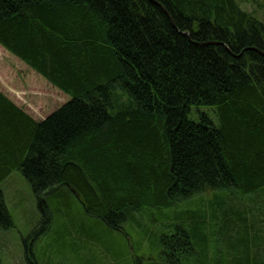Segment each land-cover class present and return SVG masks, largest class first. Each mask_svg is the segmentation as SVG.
I'll return each mask as SVG.
<instances>
[{"label": "trees", "instance_id": "1", "mask_svg": "<svg viewBox=\"0 0 264 264\" xmlns=\"http://www.w3.org/2000/svg\"><path fill=\"white\" fill-rule=\"evenodd\" d=\"M0 45L67 97L36 119L0 90V184L30 183L33 236L65 226L74 197L126 238L149 219L133 264H264L247 218L264 215L263 21L237 0H0ZM209 193L228 199L206 220ZM13 223L0 187V228Z\"/></svg>", "mask_w": 264, "mask_h": 264}, {"label": "rangeland", "instance_id": "2", "mask_svg": "<svg viewBox=\"0 0 264 264\" xmlns=\"http://www.w3.org/2000/svg\"><path fill=\"white\" fill-rule=\"evenodd\" d=\"M237 1L243 9L253 13L255 17L264 22V0ZM0 90L36 119L45 118L67 98L60 90L53 87L45 78L1 45ZM207 109L210 110L211 108L200 107L203 112H209ZM0 187L4 191L6 204L14 222L9 228H0V264H30L27 258L29 249L26 253V244L33 246V256L37 264H133V255L143 251L147 245L144 240L140 245L143 249L137 244L141 240V229L151 225L147 217L144 218L141 229L129 225L127 228L129 237L126 238L122 232L112 230L102 221L86 215L80 202L74 197L68 201L61 200L64 205L61 207L63 214L60 216L63 217L60 222L65 220L63 222L65 226L61 227L56 223L46 235L37 234L33 236L34 229L40 221L41 213L30 183L20 171H14L0 184ZM213 196V193H209L203 197V202L197 200L198 210L203 216L206 213V220L210 219L209 215L207 216L211 212L210 200L215 202L217 198L228 199L226 193L217 198ZM181 209H188V206L184 204ZM152 212L153 215L150 217L159 220H165L168 215V212L162 213L156 210ZM252 214L257 217L255 220ZM247 218L250 226L253 220H257L258 229H264L262 212H249ZM151 230H157V226L153 225ZM232 236L233 242L242 238V235L232 234ZM221 244L209 245L210 258L214 256L216 251L229 246L226 242ZM255 247L251 241V251H256ZM145 251L148 252L149 250Z\"/></svg>", "mask_w": 264, "mask_h": 264}]
</instances>
